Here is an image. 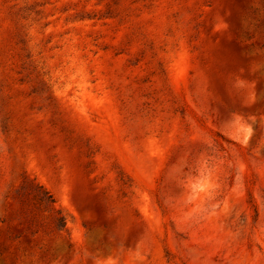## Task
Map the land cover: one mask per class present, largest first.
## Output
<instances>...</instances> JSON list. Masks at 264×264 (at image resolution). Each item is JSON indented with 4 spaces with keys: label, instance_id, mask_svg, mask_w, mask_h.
Masks as SVG:
<instances>
[{
    "label": "rangeland",
    "instance_id": "374dc122",
    "mask_svg": "<svg viewBox=\"0 0 264 264\" xmlns=\"http://www.w3.org/2000/svg\"><path fill=\"white\" fill-rule=\"evenodd\" d=\"M0 264H264V0H0Z\"/></svg>",
    "mask_w": 264,
    "mask_h": 264
},
{
    "label": "trees",
    "instance_id": "16d2710c",
    "mask_svg": "<svg viewBox=\"0 0 264 264\" xmlns=\"http://www.w3.org/2000/svg\"><path fill=\"white\" fill-rule=\"evenodd\" d=\"M27 189L33 196V199L43 208L48 209L54 213L53 215V228L57 231L66 230L67 216L62 213L60 209L55 208L56 200L50 191L45 189L38 183H30Z\"/></svg>",
    "mask_w": 264,
    "mask_h": 264
}]
</instances>
